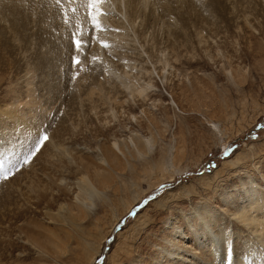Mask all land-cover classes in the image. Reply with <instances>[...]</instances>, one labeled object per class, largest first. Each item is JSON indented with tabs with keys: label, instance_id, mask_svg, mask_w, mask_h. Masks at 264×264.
<instances>
[{
	"label": "rangeland",
	"instance_id": "374dc122",
	"mask_svg": "<svg viewBox=\"0 0 264 264\" xmlns=\"http://www.w3.org/2000/svg\"><path fill=\"white\" fill-rule=\"evenodd\" d=\"M170 1L148 0V6H141V15L131 20L123 5L118 10L117 1L106 0L108 8L102 7L106 14L99 15L106 30H101L93 29L83 0H60L59 4L56 0H0V35L16 48H28L13 55L18 67L0 66V177L8 174L7 179L0 178V264H132L130 258H137L140 251L136 247L140 238H125L126 228L137 213L160 199L174 212L210 201L225 220L221 228L230 229L232 241L238 242L229 245L230 259L225 255L222 264H233L236 254L248 264H264L259 262L263 244L255 241L254 228L249 231L242 218L238 221L231 211L224 214L221 209L222 197L232 192L238 178L249 184L255 177L264 185V10L259 0ZM10 6L26 20L10 22ZM240 9L250 12L246 35L236 27ZM145 16H150L148 24ZM158 18H164V23ZM74 37L90 43L78 51ZM53 44L60 49L62 61L52 59L49 69L36 67L31 52L35 48L39 53L51 51ZM92 56L98 59L93 61ZM77 58L79 65L74 63ZM24 66L29 71L26 77ZM48 75L52 76L47 79ZM12 95L17 99L13 112L8 100ZM18 115L26 119L24 124L18 123ZM45 133L52 136L50 141L57 139L54 145L62 146L50 145L49 139L38 145ZM130 137L143 142L148 151H137ZM114 140L121 148H114L115 163L101 162V151ZM68 149L96 164L107 184L96 213L85 215L84 221L82 213L75 217L84 228L79 234L77 226L72 228L58 216L59 205L66 206L74 193L62 194L43 207L31 200L25 187L26 175L37 169L39 176L44 167L72 184L81 183L78 178L84 167L77 168ZM228 160L232 163L222 165ZM26 200L29 203L23 204ZM258 201L252 219L264 218V201ZM118 211L123 214L115 217ZM151 214L157 219L151 223L156 230L160 215ZM145 230L138 234H146L143 242L150 238ZM120 232L123 235L118 236ZM236 233L243 238L236 239ZM123 239H129L131 249L124 257ZM246 243L252 245L250 249ZM250 252L258 256V262Z\"/></svg>",
	"mask_w": 264,
	"mask_h": 264
},
{
	"label": "bare ground",
	"instance_id": "6f19581e",
	"mask_svg": "<svg viewBox=\"0 0 264 264\" xmlns=\"http://www.w3.org/2000/svg\"><path fill=\"white\" fill-rule=\"evenodd\" d=\"M110 1H113V2L117 1V3H118L117 9L118 10L121 9L120 7H121V5H123L124 9L126 8V10H125V11H127L126 13H128V15H129L128 16L126 14L125 16H127V18L130 17L131 20H133V19L135 20L137 15H141L140 11L143 9L141 6L145 5L143 7H146V6H148L147 4L149 3L148 0H110ZM158 1L161 4L162 3L166 4V3L172 2L170 0H158ZM180 1H185V0H180ZM210 1L212 3L217 2V0H210ZM236 1L240 2L238 0H236ZM259 1L262 5V9L264 10V0H259ZM175 2H176V0H175ZM185 2H187V1H185ZM190 3H189V5H190ZM193 3H194V0H193ZM106 5L104 3L102 7L105 6L104 8H106L108 6V5L107 6ZM197 5H199V4L197 3ZM153 6H155V4ZM14 9H16V8L13 6H10V8L8 10V13L10 12V16H11L10 22H13L15 24H18L19 22H21V23L24 22V20H26V19L19 16V12H16L17 14L14 13L13 12ZM122 9H123V7H122ZM148 9H150V8L148 7ZM216 9H217V7H216ZM144 10H146V9H144ZM144 10L142 11L143 16L145 14ZM155 12H156V10H155ZM238 12H239V15L235 16V19L238 21L236 24V27L238 29H240L239 31L243 30L244 35H246V28H248V26L250 25L249 22H251V19L249 17L250 12L248 13V11L241 10V9ZM151 13H152V15H154L153 11ZM146 14H148V12H146ZM121 15H123V14H121ZM43 16H44V14H43ZM159 16H161V15H158V17ZM7 17L9 18V16H7ZM146 17L147 16L143 17V20ZM149 17H147L146 19H148ZM153 17H155V15ZM37 18H38V16H37ZM176 18H177V16H176ZM158 19H160V18H158ZM256 19H258V18H256ZM40 20H42V19H40ZM115 20H117V19H115ZM125 20H128V19H126V17H125ZM162 20L160 21L161 24L165 19L163 21ZM255 21H257V20H255ZM258 21H259V19H258ZM149 22L150 21L148 19L147 24ZM152 22H154V21H152ZM156 22H158V21H156ZM261 22H264V19ZM128 24H129V22H128ZM130 24H133V23L131 22ZM205 25H207V24H205ZM144 28H146V27L144 26ZM261 31L264 32V24H262ZM43 35L45 36V34H43ZM0 36L2 38V39H0V66L7 65L8 67H13L16 65V62L19 61V60H15L13 55H15V53L19 54L20 52L24 53L25 51L28 50V48L25 47L24 45H19L18 48H16L14 45H12L10 43V40L8 38H6L3 33H1ZM18 36H19V34H18ZM13 38L16 39V37H13ZM26 38H27V36H26ZM27 40H26V42H27ZM63 40H61L60 42L63 43ZM205 40H203V41H205ZM154 41H156V40H154ZM48 42H50V41H47V44H48ZM42 43L43 42H40L38 44L41 45ZM204 43L206 44V42H204ZM49 44H51V43H49ZM66 44H67V42H66ZM179 45L181 46V44H179ZM202 47L203 48H201V49L205 48V46H202ZM65 48H68V47H66V45H65ZM152 48H153V46H152ZM155 48H157L156 45H155ZM35 49H34V52L33 51L31 52V54H32V58L35 59V61H36L35 62L36 67H39V68L44 67V68L49 69V65L53 64L52 59H55L54 61L59 62V63H60V61H62V56H60L61 51L59 48L57 49V47L54 44L51 45L49 48L51 51H46L44 53L43 52L39 53ZM157 50H159V49H157ZM161 50H159V51L163 52V50L162 51ZM206 50H209V48ZM203 52L204 53L206 52L205 49ZM45 53H49V55L51 53H54V56L52 58H48V56ZM190 53H191V51H190ZM165 62H168V60ZM16 66L18 67L19 65H16ZM33 68H34V66H33ZM10 69H12V68H10ZM23 69L25 70V72L23 74L25 76L26 73L29 71L27 70V67H25V66L21 67V70H23ZM18 71H17V73H18ZM145 72L147 73V71H145ZM124 73H127V71ZM49 76H52V75H48L47 79L50 78ZM148 79H151V78H148ZM49 80H51V79H49ZM151 84H152V82H151ZM138 87L139 86H136V90ZM30 90H28V93L30 92ZM143 90H144V87L139 88L137 94L139 95V93H142ZM133 91H134V89L132 90V92ZM28 93H26V95H28ZM140 96H141V94H140ZM142 97H144L143 94H142ZM8 100H10V102L13 104L12 107L14 110H12L11 112L15 111V106H16V102H17L16 96L12 95L8 98ZM20 100H21V98H20ZM11 112L6 113V115H4V116H6V118L10 117L9 115ZM113 114H117L115 112V110H113ZM21 117H22L21 115L17 116L18 123L24 124V121H26V119L24 117L23 118H21ZM115 118H117V117H115ZM136 119L137 118L135 117L134 120H136ZM12 122H13L14 126H16L15 121L12 120ZM22 129H24V127H22ZM54 132L57 135V131H54ZM49 134H51V133H49ZM51 135H54V133L52 132ZM48 137L50 138L52 136H48ZM50 139H49V141H50ZM52 140L53 141H50L51 142L50 145L53 143V146L56 148L62 146V145L56 146L58 142L54 143L55 139L52 138ZM49 141H47V142H49ZM62 141H61V143H62ZM132 141H133V139H132ZM145 142H147V141H145ZM133 143H134L133 145L135 146L137 151H139L141 153L148 151L146 145L143 142L139 144V142L136 143L135 141H133ZM47 144H49V143H47ZM54 144H56V145H54ZM50 145H48V146H50ZM54 147H52V148H54ZM115 147L119 151H121L119 143L115 140L112 142V145H110V146L108 145V147L105 148L104 151L103 150L101 151L100 156H99V159L101 160V162L105 161L109 165L115 163V161L117 159V151L114 149ZM126 148H127V146H126ZM65 149H67V148H65ZM65 149H63L62 151H64ZM71 151L68 149V153L70 154L69 159L72 160V162L76 163L77 168H83V167L85 168V169L84 168L82 169L84 171L82 172V174L80 173L81 175H79V178L77 177L81 181V183H78L77 181H75V184L74 183L72 184L71 182H69L66 179L65 176L60 175V174L57 175L55 171L51 172L49 170L50 172H47L48 167H44L43 169H40L41 172H40L39 176L36 174L37 169H36V172H31L30 174L28 173L26 175L27 177L25 176L26 177L25 179H27V181L25 182V187L27 188L28 194L30 193L33 196V197L31 196L33 198L31 200H35V204L37 206L43 205V207L44 206L48 207L51 204H53V202H55V201H52V200L62 196V194L67 195V193L69 194L70 192L74 193L72 200H70L69 202L65 201L67 203L66 206L65 205H59L58 208H60L62 211H60L58 209L57 210L61 212V213L59 212L60 214H58V216L59 215L61 216V220L72 225V228L74 226H77V228H76L78 230L77 234H79L80 232H84V228L79 222L76 221L75 217L79 218L80 216L78 213H82L83 218H81V219L83 220V219H85L84 218L85 215L87 216L88 214L92 215L93 213H96V210H97L96 208L98 206V200H99V198H101L100 196H102V194L105 192L104 186L106 187L107 184H106L105 179H104L105 175H103V171L99 170L100 168H98V166L96 164H93L92 162H91V164H89V162L87 160L81 158L80 156L75 155V153H72ZM49 152H50V150H49ZM53 152H55V151H53ZM51 153H49V154H51ZM70 160H69V162H70ZM229 163L230 164L232 163L231 160L223 162L222 165L226 166ZM51 164L53 165L52 162H51ZM77 170H79V169H77ZM33 171H34V169H33ZM38 171H39V169H38ZM216 171H215V173H216ZM75 172H76V170H75ZM262 174H264V173H262ZM34 177H36L35 180L33 179ZM263 178H264V176H263ZM78 179H76V180H78ZM244 181L245 180H243V178L241 180H240V178H238V184H235V186H233L234 184L232 185V192L227 194V195H224L222 197L221 202H222L223 206H221V209H222V213H224V214L226 212L231 211L232 212L231 215L233 217L237 218L238 221H240L242 218L243 221L245 222V226L247 227V229L249 231L252 228H254V232H255L254 235L257 237V240H255V241H259L261 244H263L260 246L263 259L260 258V260H262V261H260L259 259H257L258 258L257 255L251 254V252H250V254L253 257V260H256L257 262H258V260H259V262H263L264 261V218L262 216L261 218L256 217V218L252 219L251 217H252V213L256 210V207L259 204L258 200L264 201V193L261 191V188L263 189L264 185L261 186L258 183V180L255 179V177L251 178V182L249 184H246ZM111 183H113V182H111ZM72 185H73V188H72ZM258 186H261V187L259 188ZM106 189H107V187H106ZM106 197L109 198V196H106ZM102 200H104V199H102ZM28 201L29 200H26V203L24 202L23 204L29 203ZM60 202H62V201H60ZM60 202H58V203H60ZM209 203H210V201H204V202H202V204H199L198 207H193V209L190 208L191 210L187 209V211H185V212H182V211L181 212H177V211L174 212L172 209H169V210L166 209L167 202L163 201V199H160L158 201H155L153 204L151 203L153 206L152 208H149V207H151V205H149V206L145 207L143 209V211L137 213L136 217L134 218L133 223L132 224L130 223L131 225L128 226V228H126V233L124 235L125 238H130V239L134 238L135 236H136V238H140V241H139L140 243L138 242L139 245L138 246L136 245L137 250H140V251H138V253H137V255H138L137 258H136V256H132L130 258L131 260H133V262L130 260L132 262V264H222V261L224 260L225 255H227L228 251H230L229 245L232 246V243L237 244L238 242L232 241L231 234L233 232H231L230 229L225 230V229L221 228L222 224L225 223V220H223L220 217V213H218V215L216 214L215 211H217V210H214L213 208H211ZM129 204L130 203L126 204L124 209L127 210L130 206ZM151 209H153V210H151ZM151 211H153L155 214L159 213V215H160V216H158V222H157L158 224L160 223V227L156 230L153 229V225L151 224V223L155 222L154 219H156V218H153L154 214H151ZM121 214H123V212L118 211L116 213L115 217L116 216L119 217ZM115 223H116L115 220H113L111 227H113V224L115 225ZM99 227H101V226H99ZM144 228L146 229L145 233L146 232L150 233V238L147 240V242H145V241L143 242V237H145L146 234L138 236V234H140L141 230ZM158 231H159V233H158ZM251 233H253V232H251ZM120 235H123V232L118 233V236H120ZM236 235L238 236V238H236V239H239V237L241 239L243 238V236H240V234L236 233ZM128 240L123 239L121 241V249L123 251V257L125 256L126 252H131V249H129L130 247H128V244H129ZM246 245H248V247H249L248 249H250L252 246L249 243H246ZM146 248H148V250H146ZM91 249H92V251L95 250V253L97 252V246L94 248V245H93L91 247ZM252 251H253V253H255L254 251H257V250H252ZM231 253H232V251H231ZM229 256L230 255L228 254V258L230 259ZM245 260H247V259H245ZM226 261H228V260L226 259ZM249 261H251V260H249ZM245 263L248 264V261L247 262L244 261V257L240 256L239 254H236V259L233 261V264H245Z\"/></svg>",
	"mask_w": 264,
	"mask_h": 264
},
{
	"label": "snow or ice",
	"instance_id": "6c2138e0",
	"mask_svg": "<svg viewBox=\"0 0 264 264\" xmlns=\"http://www.w3.org/2000/svg\"><path fill=\"white\" fill-rule=\"evenodd\" d=\"M57 4L60 3V0H56ZM84 3H86L90 9L88 12V17L92 21L93 24V29L100 28L101 30H106L104 29V26L100 23L99 21V15H105L106 13L103 12L102 5L106 2V0H83ZM73 11H76V9H73ZM118 31V29H117ZM73 43L76 45L77 50L79 51L86 43H90V41H84L82 38L81 39H76L74 37ZM101 46L107 48L108 44L104 41H100ZM98 58L96 56H92V60L95 61ZM74 63L79 65L81 63V60L79 58L74 60ZM49 139L47 133L37 141L38 145H42L44 142H46ZM26 160L28 158H25ZM3 179L8 178V174L5 173L2 177Z\"/></svg>",
	"mask_w": 264,
	"mask_h": 264
}]
</instances>
